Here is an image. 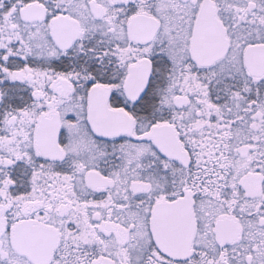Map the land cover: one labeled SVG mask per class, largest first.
Wrapping results in <instances>:
<instances>
[{"label": "snow or ice", "instance_id": "6c2138e0", "mask_svg": "<svg viewBox=\"0 0 264 264\" xmlns=\"http://www.w3.org/2000/svg\"><path fill=\"white\" fill-rule=\"evenodd\" d=\"M0 264H264V0H0Z\"/></svg>", "mask_w": 264, "mask_h": 264}]
</instances>
